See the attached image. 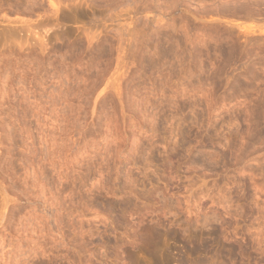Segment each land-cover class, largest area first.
Masks as SVG:
<instances>
[{
  "label": "rangeland",
  "instance_id": "1",
  "mask_svg": "<svg viewBox=\"0 0 264 264\" xmlns=\"http://www.w3.org/2000/svg\"><path fill=\"white\" fill-rule=\"evenodd\" d=\"M202 254L264 264V0H0V264Z\"/></svg>",
  "mask_w": 264,
  "mask_h": 264
},
{
  "label": "bare ground",
  "instance_id": "2",
  "mask_svg": "<svg viewBox=\"0 0 264 264\" xmlns=\"http://www.w3.org/2000/svg\"><path fill=\"white\" fill-rule=\"evenodd\" d=\"M93 1H94V0H93ZM96 1H97V0H96ZM131 1H132V0H131ZM138 1H140V0H138ZM146 1H147V0H146ZM232 1H234V0H232ZM133 2H134V1H133ZM236 2H237V1H236ZM260 2H261V1H260ZM144 3H145V2H144ZM236 4H237V3H236ZM258 4H259V3H258ZM226 7H227V6H226ZM231 7H232V5H231ZM234 7H235V6H234ZM242 7H243V6H242ZM224 8H225V7H224ZM235 8H236V7H235ZM239 8H240V7H239ZM200 9H201V8H200ZM219 9H220V8H219ZM236 9H237V8H236ZM220 10H221V9H220ZM213 11H214V10H213ZM236 11H237V10H236ZM218 12H219V11H218ZM219 13H220V12H219ZM63 15H64V14H63ZM65 16H66V15H65ZM64 18H65V17H64ZM82 18H83V17H82ZM65 19H66V18H65ZM65 19H64V20H65ZM62 20H63V18H62ZM152 233H153V232H152ZM215 233H216V232L210 233V234H213L212 236L208 234V235H209L208 238L217 235V234H215ZM153 234H154V235H153ZM153 234H152V235L154 236L153 239H155V241L159 242V239L162 238V237H160L161 234H159V232L157 231V229H155V231H154ZM163 234H164V233H163ZM152 235H150V236H152ZM164 235H165V234H164ZM164 235H163V237H164ZM150 236H149V237H150ZM153 236H152V237H153ZM166 236H167V235H166ZM147 237H148V236H147ZM162 239H163V238H162ZM207 240H208V239H207ZM212 240H213V239H212ZM217 240H218V239H217ZM217 240H216V241H217ZM161 241H162V240H160V242H161ZM213 241H215V239H214ZM216 241H215V243H216ZM202 243H203V242H202ZM157 244H158V243H157ZM206 244H207V243H206ZM208 244H209V243H208ZM202 245H204V244H201V247H202ZM216 245H217V244H216ZM199 246H200V245H197L196 247L194 246L193 248H190V249H191V251H190V252H191V255H192V253L195 254V253L197 252V253L195 254V256H196L198 253L201 252V251L199 250L201 247H199ZM204 246H205V245H204ZM222 246H223V245H221V247H222ZM228 246H229V245H228ZM197 247H199V249H198ZM225 247H226V246H225ZM229 247H230V246H229ZM206 248H207V246H206ZM206 248H204V249H206ZM223 248H224V246H223ZM223 248H221V250H222ZM232 248H233V247H232ZM201 249H202V248H201ZM226 249L228 250L229 248L226 247ZM197 250H199L200 252L197 251ZM202 250H203V249H202ZM219 250H220V249H219ZM223 250H224V249H223ZM206 251H208V250L206 249ZM206 251L204 250L205 253H206ZM230 251H231V250H230ZM201 253H202V252H201ZM205 253H203V254H205ZM209 253H210V252H209ZM209 253H207V255H208ZM227 253L229 254V252H227ZM231 253H233V252H231ZM151 254H152V253H151ZM151 254H150V255H151ZM194 254H193L192 256H194ZM203 254H202V257H203V258H198V259H196V260H192L193 262L195 261L194 263H193L192 261H191V262H192L193 264H208L209 262H207V261L205 260L206 257L204 258V255H203ZM217 254H218V253H217ZM219 254H221V253L219 252ZM219 254H218V255H219ZM200 255H201V254H200ZM200 255H199L198 257H200ZM205 255H206V254H205ZM207 255H206V256H207ZM214 255H216V254L214 253ZM218 255H217V256H218ZM217 256H213V257H216V258H217ZM152 257H153V256H152ZM182 257H183V256H182ZM184 257H186V256H184ZM218 257H219V256H218ZM166 258H167V256H166ZM208 258H209V257H208ZM210 258H211V256H210ZM210 258H209V259H210ZM219 258H220V257H219ZM219 258H217V259L220 261L221 259H219ZM153 259H154L153 261H155V258H153ZM179 259H181V261H179L180 264H189V263L187 262L188 259L186 260V258L184 259V258H181V257H180ZM193 259H194V258H193ZM213 260H214V261H213ZM213 260H212V261L215 262V259H213ZM218 260H217V261H218ZM163 261H164V260H163ZM212 261L210 260L211 264H213ZM219 261H218V262H219ZM129 262H130V260H129ZM129 262H127V264H128ZM157 262H158V261H157ZM159 262H160V261H159ZM218 262H217L216 264H219ZM131 263L133 264L134 262H131ZM131 263H130V264H131ZM134 264H135V263H134ZM155 264H156V263H155ZM158 264H159V263H158ZM190 264H191V263H190ZM220 264H221V263H220ZM222 264H224V262H223Z\"/></svg>",
  "mask_w": 264,
  "mask_h": 264
}]
</instances>
